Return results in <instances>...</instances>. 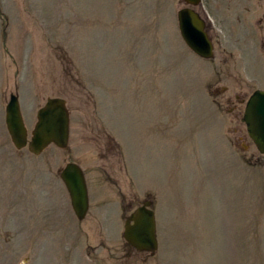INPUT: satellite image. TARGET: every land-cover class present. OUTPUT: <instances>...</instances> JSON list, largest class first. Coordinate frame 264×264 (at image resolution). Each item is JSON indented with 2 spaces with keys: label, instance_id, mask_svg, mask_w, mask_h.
I'll return each mask as SVG.
<instances>
[{
  "label": "rangeland",
  "instance_id": "obj_1",
  "mask_svg": "<svg viewBox=\"0 0 264 264\" xmlns=\"http://www.w3.org/2000/svg\"><path fill=\"white\" fill-rule=\"evenodd\" d=\"M184 7L0 0V264H264V156L228 102L264 89V1L203 0L214 59L185 45ZM12 94L30 135L47 100L64 98L68 148L17 149ZM69 163L88 182L83 225L61 179ZM146 201L153 257L123 236Z\"/></svg>",
  "mask_w": 264,
  "mask_h": 264
},
{
  "label": "water",
  "instance_id": "obj_2",
  "mask_svg": "<svg viewBox=\"0 0 264 264\" xmlns=\"http://www.w3.org/2000/svg\"><path fill=\"white\" fill-rule=\"evenodd\" d=\"M193 6L201 0H184ZM179 30L187 46L205 59L214 57V47L205 31V21L191 8L178 12ZM38 122L29 138L19 98L11 96L6 109V125L15 147L19 150L28 147L35 155H40L50 145L61 149L69 146L70 111L62 98H50L38 111ZM243 121L247 125L249 137L259 152L264 155V91H256L250 98ZM71 198L73 209L80 220L89 210V194L83 170L75 163L68 164L61 172ZM152 202L146 201L130 217L125 226V239L138 251H148L154 256L158 250L157 225Z\"/></svg>",
  "mask_w": 264,
  "mask_h": 264
},
{
  "label": "flooded vegetation",
  "instance_id": "obj_3",
  "mask_svg": "<svg viewBox=\"0 0 264 264\" xmlns=\"http://www.w3.org/2000/svg\"><path fill=\"white\" fill-rule=\"evenodd\" d=\"M188 7L192 8V6H188ZM194 9H195L197 12H199L200 15L205 19V24H206L205 31H206V33L209 35V23H208V21H207V18H206L201 12H200L201 10H199V9H202V12H204V11H203V8H202V5H200L199 7H198V6H197V7H194ZM209 37H210V35H209ZM210 38H211V37H210ZM211 39H212V38H211ZM212 42H213V40H212ZM247 100H248V99H247ZM247 100L245 99V97H240L239 95H236L235 98H233V99H229V100H228V102H230V103L233 105L232 112H233V113H236L235 115L238 116V118H239V120H240V122H241L242 124H243L242 118H243L244 111H245V108H246ZM241 114H242V118H241ZM123 210H126V206H125L124 204L122 205L121 215H122V211H123ZM58 215H59V214H56V217L53 218V219L56 220ZM131 215H132V214H131ZM74 216H75V215H74ZM75 219H77V221H78V223H79L80 225H83V223H84L85 221L88 220L87 217H86V220L83 222V221L78 220V218H77L76 216H75ZM90 219H91L90 224H92V225H94V226H97V227L95 228V229L97 230V236H98V237H100V236H104V237L107 238V236H108V234H107L108 229L99 226V224H100L101 221H102L101 218L98 217V216H96V217H93V216H92ZM127 221H128V220H127ZM83 234H85V236H88V234L86 235L85 231L82 233V235H83ZM127 244H128V243H127ZM128 245H129V244H128ZM129 246H130V245H129Z\"/></svg>",
  "mask_w": 264,
  "mask_h": 264
}]
</instances>
